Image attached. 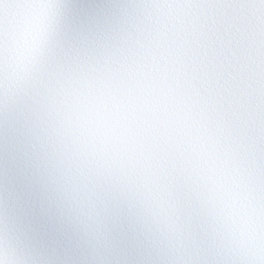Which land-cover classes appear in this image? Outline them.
<instances>
[{
    "label": "snow or ice",
    "instance_id": "6c2138e0",
    "mask_svg": "<svg viewBox=\"0 0 264 264\" xmlns=\"http://www.w3.org/2000/svg\"><path fill=\"white\" fill-rule=\"evenodd\" d=\"M0 264H264V0H0Z\"/></svg>",
    "mask_w": 264,
    "mask_h": 264
}]
</instances>
